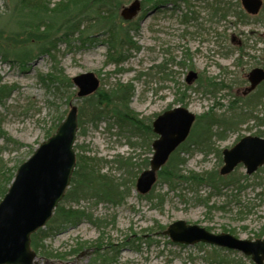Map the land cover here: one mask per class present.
<instances>
[{"label": "rangeland", "instance_id": "1", "mask_svg": "<svg viewBox=\"0 0 264 264\" xmlns=\"http://www.w3.org/2000/svg\"><path fill=\"white\" fill-rule=\"evenodd\" d=\"M41 1L54 7L63 0ZM109 1L113 10L119 7L116 13L106 15L108 19L95 26L84 22L87 31L83 40L77 36L69 42L61 40L56 60L37 51L36 57L25 64L14 60L11 54L7 60L0 56L2 84L12 88L9 97L0 102L3 172L18 168L48 139L59 120L66 118L71 99L78 107L82 103V99L72 97L77 87H61L50 80L47 86L43 76L53 79L50 76L59 75L64 79L94 72L100 78L101 90L130 84L134 88L131 108L148 119L178 105L196 115L210 112L220 117L236 113L227 111L231 101L241 97L245 74L254 66L264 65V12L248 21L231 16L240 15L237 0H167L171 3L160 7L155 6L156 0H141L142 10L131 21L123 20L120 10L132 0ZM219 1L229 5L226 18L211 7ZM15 4L16 0H0V51L5 53L41 44L39 33L24 28L20 31L16 20L10 21L8 12L15 11ZM120 20L132 30L131 44L136 47L124 48V60H109L107 24L119 25ZM65 24L66 20L61 21L49 36L62 38ZM233 36L238 40L233 44L240 46L251 37V47L240 55L238 65H234L236 55L230 54L234 50ZM259 37L262 41L256 43ZM191 71L197 72L198 78L188 84L186 78ZM215 85L222 89H213ZM255 111V119L240 122L234 132H227L225 140L214 138L213 150L207 154L197 149L184 154V176L203 175L201 183L188 178L172 190L165 180H159L148 195H140L134 185L122 204L84 199L80 206L100 223L84 219L79 224L55 229L45 240L53 255L38 254L37 264H254L241 252L216 250L209 244H175L163 231L174 221L185 220L217 234L229 232L251 240L264 237V168L247 175L245 166L240 165L234 172L239 185H221L220 191L214 188L230 179L219 178L222 150L246 135L264 132V125L260 124L264 122V101ZM6 136L13 143L6 144ZM143 141L112 119H104L98 127L85 119L78 131L76 152L99 161L102 173L128 180L131 169L140 168L139 176L148 168L142 164L145 158L152 157L153 151L142 146Z\"/></svg>", "mask_w": 264, "mask_h": 264}, {"label": "trees", "instance_id": "2", "mask_svg": "<svg viewBox=\"0 0 264 264\" xmlns=\"http://www.w3.org/2000/svg\"><path fill=\"white\" fill-rule=\"evenodd\" d=\"M38 1L39 3H37ZM167 3H171V1L156 0L155 6L159 7V5ZM222 4L223 6H221ZM15 5V11H12V13L8 12L9 16L7 15L9 18H11L10 21L16 20V23H18L16 29L20 31L22 28H24L28 29L29 31L33 30L36 33H39L41 37H38V40L41 41V44H38L33 48H26L23 51L7 53L0 51V56L3 58V60H7L8 54H11L15 57L14 60L24 64L36 57L34 51H37L38 54H48L52 59L56 60L55 52L58 50V44L61 40H66L69 42L75 36L83 40V34L87 31L84 26V22L87 23V26L89 24L95 26L97 23H103L105 22L104 19H108L106 15L109 17L111 13L115 14L117 8H119L118 6H115L116 9L113 10L111 8L112 4L109 0H63L54 7H49L47 2H42L41 0H16ZM236 5L239 7L240 15L231 14V16H241L244 21L254 18L248 15L241 8L240 2L238 0ZM214 7L216 14L221 13L225 18L229 16L227 11L229 5L227 6L226 2L219 1ZM262 12H264V7ZM76 17L78 18L75 19ZM63 20H66V24L63 26V28L65 27L63 37L58 38L49 36V33L53 34V32L59 28V24ZM124 23L125 22L122 20H120L119 25L112 24L111 26L105 23L108 27L106 33L110 35L109 43L111 57L109 60L120 61L126 59L124 58V48L133 46V44H131L132 30L130 27H125ZM87 29H89V27ZM15 32L18 31H12V33ZM250 40L251 37L248 36V38L244 40L243 45L234 47V50L232 53H230L232 56L234 54L236 55L234 62L235 65L241 61L240 55H245L244 50L251 47L249 44ZM258 41H262V38H257L256 43ZM50 77L53 79H48V76L42 77V81H45L44 83L47 86L49 80L55 83H60L61 87L63 86L65 88L74 86L71 78L63 79L59 75ZM58 87L60 86L58 85ZM213 89L220 90L222 88L215 85ZM11 91L12 88L10 86L2 84V79L0 76V102L9 97ZM133 95L134 88L132 85L119 84L117 87L111 90L99 89L94 94L82 98V103L79 106V129L83 126L85 119H88V121H90L96 127H98L99 123L104 119H112L113 123L118 124L121 129H127L137 137L141 136V138L144 140L142 142V146L146 145L151 152V145L156 137L152 129V118L148 119L140 117L139 113L131 108L130 104ZM73 96L77 97L76 93H72V97ZM71 100L68 102L70 103V106L72 104ZM263 101L264 83L251 94L245 97L236 98L231 101L232 106L227 112L234 111L233 113H235L236 111L235 114L218 117L213 113L208 112L198 115L189 138L171 155L169 161L159 172V180H165L169 188L172 190L177 189V185L179 184L178 182L181 183L183 180L188 178L192 182L201 183L203 175L193 173L190 176H184L183 171L184 165L186 163V159L183 157L184 154L189 153V151L192 149H197L201 153L205 154H207L208 151L213 150L212 141L214 138H217L218 140H225L227 138V132H234L236 125H238L240 122H243L248 118L255 119L256 114L254 112L257 113L255 110L262 106ZM62 120L63 119L59 120V122L54 127V131H52L48 137L56 131ZM260 124L264 125V122H261ZM110 125L112 124L110 123ZM263 133L264 132H260L261 135H263ZM6 138V144L13 143L11 142L13 140H10L9 137L6 136ZM220 156L221 155L219 154V158ZM77 157V167L73 173L71 185L67 189L63 201L56 208L51 220L48 222L46 227L39 229L32 235V248L39 255H45L48 257L53 255L52 251L49 250L48 246L45 244V240L56 230L70 225L79 224L84 219L92 221L96 225L100 223L98 222V219L93 218L92 213L88 212V214H86L85 209L80 206V202L82 200L93 199L96 200L97 203L107 202L111 204H122L129 196L132 187L135 185L138 173L140 172V166L138 167L139 169L137 171L131 169V177L128 180H122L102 173L99 161L95 159L89 160L79 153H77ZM148 165L149 158H145L142 166L147 167ZM15 170H17V168L12 169L7 173L3 172L0 168V200L8 191L9 186L16 174ZM229 176L230 179L222 181L224 183L220 182L214 185L216 191H220L223 188L221 185H223L224 188L235 187L239 185L240 181L236 174L233 173ZM219 178L221 180L225 177L221 176ZM161 201L163 202V200ZM99 241H102V239L100 238ZM81 245L82 244L80 243L79 247H81ZM101 246L103 247V245ZM215 249L219 250L218 248Z\"/></svg>", "mask_w": 264, "mask_h": 264}, {"label": "water", "instance_id": "3", "mask_svg": "<svg viewBox=\"0 0 264 264\" xmlns=\"http://www.w3.org/2000/svg\"><path fill=\"white\" fill-rule=\"evenodd\" d=\"M245 10L252 15L259 13L263 0H241ZM141 9V1L133 0L120 12L125 20L133 19ZM197 77L191 72L190 83ZM247 78L251 85L247 94L264 81V68L255 67ZM78 87L77 96L86 97L100 87L94 72H84L72 77ZM196 115L185 107H175L157 116L153 129L159 137L154 141V155L150 167L137 179L136 189L141 194L150 192L157 181L158 171L170 155L189 136ZM79 130L78 106L72 105L56 132L43 141L34 153L17 169L12 183L0 201V264H37V253L31 247L32 234L52 218L55 209L64 199L77 166L74 149ZM224 165L221 174H230L239 165L251 175L264 165V137L248 135L232 148L223 151ZM174 243L193 245L204 242L251 256L256 264H264V238L250 240L231 233L215 234L205 227L177 220L163 231Z\"/></svg>", "mask_w": 264, "mask_h": 264}, {"label": "flooded vegetation", "instance_id": "4", "mask_svg": "<svg viewBox=\"0 0 264 264\" xmlns=\"http://www.w3.org/2000/svg\"><path fill=\"white\" fill-rule=\"evenodd\" d=\"M188 77V76H187ZM246 84H248V83H246Z\"/></svg>", "mask_w": 264, "mask_h": 264}]
</instances>
